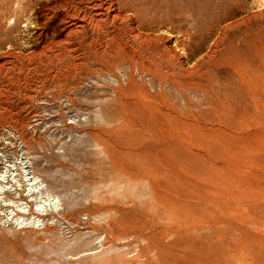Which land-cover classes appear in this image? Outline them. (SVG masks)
Listing matches in <instances>:
<instances>
[{"label": "rangeland", "instance_id": "1", "mask_svg": "<svg viewBox=\"0 0 264 264\" xmlns=\"http://www.w3.org/2000/svg\"><path fill=\"white\" fill-rule=\"evenodd\" d=\"M63 1L0 0V264H264V0H112L136 22L99 31L69 14L93 0ZM117 33L131 55H107ZM150 115L211 128L179 133L189 173L159 157L205 212L119 178Z\"/></svg>", "mask_w": 264, "mask_h": 264}, {"label": "bare ground", "instance_id": "2", "mask_svg": "<svg viewBox=\"0 0 264 264\" xmlns=\"http://www.w3.org/2000/svg\"><path fill=\"white\" fill-rule=\"evenodd\" d=\"M63 2H66V1H63ZM72 2H69L71 9L75 5V3L73 2L74 4L71 7ZM85 2H87V0ZM90 2H91V0H90ZM114 2L112 0H104V1L103 0H93L89 6H87V5H86L87 7L84 6L86 9H84L83 11L79 10L78 8H74L72 12H69V14H70V16H72L73 19H77V21H78V22L73 23L74 25H76L75 28L78 29L76 31H80L81 29L85 28V24H84L85 21L87 23H89V25H92V27H94L97 31H99L100 27L104 26V24L106 22H113L114 23L116 20H118V22L120 21V22L127 23V25H130V26L133 25L134 24L133 22H136V20L133 21V19L131 17L124 15L123 11H125V10L119 8V6H116ZM62 4H64V3H62ZM76 6H78V5H76ZM131 14H133V13H131ZM67 16H68V14H67ZM61 21H62V19H61ZM133 26H132V29L135 30L136 28H133ZM135 32H134L135 33L134 35L132 34L133 32L131 33L133 35L134 40L139 44L140 47L148 48L149 43H146V42L152 40V38H150L148 36H144L140 32H138V33H137V31H135ZM103 34L106 35L107 33H103ZM122 35H123V33H117L116 35H114V37L112 36L108 40H106L104 45L107 48L106 53L109 57H113V58L117 57L118 58L121 56V54L123 52L125 53V55H128V56L131 55L130 52L127 50V46H126V42H125L126 39L123 38ZM140 39H142L143 41L140 42L139 41ZM94 45H95V43H94ZM100 47H101V45H100ZM135 51H139V49H135ZM126 58H127V56H126ZM190 120H192V119H190ZM132 125H134V126L131 128V131H133V130H136V131H134V132L130 131V134H128V136L125 139V142H126L125 146L127 147L126 149H128V150L123 152V154L125 156V160L122 159V161H120L119 159L112 158V162L116 166L118 173H120L119 178L122 177V178H126L127 180L143 178V179H145L144 181L147 180V184H148V187L150 189L149 192H151L153 194V196H154L153 200L155 199V201L157 203V207L159 205L162 208L168 207V209L171 211L172 215L177 214L176 211L180 207H184V210L187 214H189L190 210H195L197 207L201 208V210L203 212H205L206 209L208 208L207 205L204 203H200V202L196 201L194 199V197L199 198L201 200L202 199L203 200H210L208 195H207L208 192H206V190L200 191L201 188H199V187H198V191L193 190L192 185L194 184V182L190 177L185 176V177L181 178L180 174H179V177H177L178 172L174 171L175 163L170 164L167 162L166 163L162 162L159 157L161 156L160 152L164 154V152H165L164 149L167 148L168 151L173 153L174 158L178 159L176 161L174 159H167V161L173 160L174 162H178L177 168H179V167H184V168L185 167H187V168L191 167L190 165H192V162H194L193 158H192L193 154L191 153L192 155H189L186 153L187 151L184 152L181 149L182 147H184L185 143H183L184 139L180 136L179 133L182 130H185V132H186L187 129H188V132L192 131L194 133H196L198 130V131H202L203 134L207 138L211 134L210 133L211 128L208 126H197L194 123H189L186 121H179V120L178 121H171L169 119H166V117L159 119L155 115H150L148 117H142L141 119L136 118L135 120H133ZM136 127H138V128L136 129ZM206 138H204V139L206 140ZM189 140H190V142L193 143V142H195V137L193 135L189 136ZM190 146H191V144H190ZM202 155L204 157V154H202ZM129 156H131L132 158L129 159L128 158ZM166 156H167V158H170L169 154H166ZM109 160H110V158H109ZM185 170L187 171L186 168H185ZM181 173L186 174L185 171H181ZM192 174L193 173H191V175ZM192 177H193V175H192ZM201 177H203V175ZM195 180L198 181L199 179L195 178ZM193 188H195V185ZM255 190L256 189H252L249 193H255ZM110 208H111V206H110ZM105 209H108V207H106ZM116 209H118V208H116ZM159 211L161 212V210H158L157 213L154 212L157 214L156 216H159V213H160ZM150 215H151V213H150ZM202 215H206V214H202ZM142 220L143 219H141V221ZM147 221H149V219ZM144 222L146 223V221H144ZM142 224H143V222H142ZM209 225H210L209 223L203 224V226H208V228H209ZM150 226L152 228V225H150ZM193 226H195V225H193ZM144 227H147V226L144 225ZM169 229H166L167 232ZM167 232H165L164 235L167 234ZM172 232H174V231H172ZM178 233L179 232H177L175 235H177ZM161 235H159V236H161ZM164 247L169 249L172 247V244H167ZM208 252H210V251H208ZM209 254H211V253H209ZM207 259H210V258L208 257Z\"/></svg>", "mask_w": 264, "mask_h": 264}]
</instances>
